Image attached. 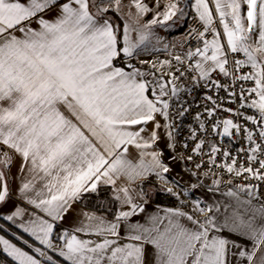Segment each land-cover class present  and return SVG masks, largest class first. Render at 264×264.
Instances as JSON below:
<instances>
[{"label": "snow or ice", "instance_id": "snow-or-ice-1", "mask_svg": "<svg viewBox=\"0 0 264 264\" xmlns=\"http://www.w3.org/2000/svg\"><path fill=\"white\" fill-rule=\"evenodd\" d=\"M0 221L3 264H264V0H0Z\"/></svg>", "mask_w": 264, "mask_h": 264}, {"label": "crops", "instance_id": "crops-1", "mask_svg": "<svg viewBox=\"0 0 264 264\" xmlns=\"http://www.w3.org/2000/svg\"><path fill=\"white\" fill-rule=\"evenodd\" d=\"M181 32H182L181 29L173 28L170 32H166L164 30H160V35L164 36L166 38V40L170 41V40L180 36ZM157 55H159L160 59H164L165 58V54H163V53H160V54H157ZM145 58L152 59L154 57L149 56V57H145ZM177 151H179V148L177 149ZM13 171H15V169H13ZM176 171H179L178 167L176 168ZM173 175H175V172L173 173ZM13 187H15V186H13ZM16 231H19V230H16ZM5 233L9 234V232H5ZM25 236H26V234H25ZM6 238H8V237L6 236ZM0 256H2V255H0Z\"/></svg>", "mask_w": 264, "mask_h": 264}, {"label": "built area", "instance_id": "built-area-1", "mask_svg": "<svg viewBox=\"0 0 264 264\" xmlns=\"http://www.w3.org/2000/svg\"><path fill=\"white\" fill-rule=\"evenodd\" d=\"M181 35H182V32H181ZM202 95H203V92H199V93L197 94V100H199V98L202 97ZM220 95L223 96V95H225V94H224L223 92H221ZM228 106H232V105H228ZM232 107H234V106H232ZM194 112H195V108H193V114H194ZM191 120H192V116L190 115V116H188V117L185 119V125H187L188 123H190ZM161 199H162V200H165V202H167V201H166V198L161 197ZM3 259H4V257H3V256H0V264H3Z\"/></svg>", "mask_w": 264, "mask_h": 264}, {"label": "trees", "instance_id": "trees-1", "mask_svg": "<svg viewBox=\"0 0 264 264\" xmlns=\"http://www.w3.org/2000/svg\"><path fill=\"white\" fill-rule=\"evenodd\" d=\"M0 223H6V222H4V221H0ZM11 230H15V229L13 228V229H11ZM11 230L8 231L9 234H7V233H5V232H0V233H1V234H4V235L7 236L9 239H13V241L16 242V241L14 240V238L11 236ZM17 243H18V242H17Z\"/></svg>", "mask_w": 264, "mask_h": 264}]
</instances>
